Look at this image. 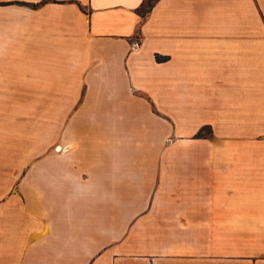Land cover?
<instances>
[{
    "label": "crops",
    "instance_id": "crops-1",
    "mask_svg": "<svg viewBox=\"0 0 264 264\" xmlns=\"http://www.w3.org/2000/svg\"><path fill=\"white\" fill-rule=\"evenodd\" d=\"M4 99L44 100L26 123L43 144L59 126L66 150L0 155V181L41 157L0 202V264H264V241L245 254L228 233L264 216V166L248 205L205 157L159 150L211 116L264 115V0H0ZM1 107L0 149L18 124Z\"/></svg>",
    "mask_w": 264,
    "mask_h": 264
},
{
    "label": "rangeland",
    "instance_id": "rangeland-1",
    "mask_svg": "<svg viewBox=\"0 0 264 264\" xmlns=\"http://www.w3.org/2000/svg\"><path fill=\"white\" fill-rule=\"evenodd\" d=\"M156 58L159 60L164 59L160 56H156ZM13 101L12 105L9 104L10 100H0L1 106H3L1 107L3 118L7 119L10 116L14 117V115L18 118L17 131L12 137L9 134L11 126H3L0 149L3 160L10 158L12 155L26 154L25 145L26 141L29 140H31L29 142L33 141L34 144H40L33 153L35 155L63 153L66 150V147L60 146L61 130H59V126L54 131L49 132L51 135L49 139L51 140L48 144L44 143L46 145L44 146L42 140L46 133L38 124L37 120L40 116L36 115L35 124L26 123L32 103L36 107L44 100L17 99ZM50 117L53 118L52 115ZM184 121L180 117V128L186 124ZM221 122L219 116L214 115L211 116L210 122L198 126L193 132L181 129V132L170 131L159 150L162 154L168 156L205 157V163L203 164L205 169L211 173L212 187L224 185L228 190H233L235 185L240 186L242 187L243 203L250 205L253 202L251 194L252 183L254 182L253 175L257 171L260 174L264 166V162L261 161L264 158V115L259 116L258 120L256 115L249 112L244 113L238 120L228 115L226 122ZM59 147H61L60 150H58ZM39 158L41 157L34 158L31 163H22L15 169L13 177L6 174V177L0 181V202L12 201L11 196L17 187L21 182H27V172L39 166L41 160ZM3 170L9 173L10 164L7 163L5 166V163H3ZM255 187L257 195H255L254 203L264 202V194H261L257 186ZM1 188L4 190L2 191ZM261 213L263 212H252L250 209L244 208L243 225L228 228V233L237 236L242 241L243 253L245 254L257 251L256 247H252V243L264 241V225H251L254 222L262 223V221H256V219H264L263 215H259Z\"/></svg>",
    "mask_w": 264,
    "mask_h": 264
},
{
    "label": "bare ground",
    "instance_id": "bare-ground-1",
    "mask_svg": "<svg viewBox=\"0 0 264 264\" xmlns=\"http://www.w3.org/2000/svg\"><path fill=\"white\" fill-rule=\"evenodd\" d=\"M58 150H60V149L58 148Z\"/></svg>",
    "mask_w": 264,
    "mask_h": 264
}]
</instances>
